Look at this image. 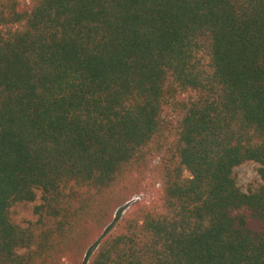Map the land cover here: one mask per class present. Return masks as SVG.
Masks as SVG:
<instances>
[{
  "label": "trees",
  "instance_id": "16d2710c",
  "mask_svg": "<svg viewBox=\"0 0 264 264\" xmlns=\"http://www.w3.org/2000/svg\"><path fill=\"white\" fill-rule=\"evenodd\" d=\"M96 243L88 264H264V0H0V264Z\"/></svg>",
  "mask_w": 264,
  "mask_h": 264
},
{
  "label": "rangeland",
  "instance_id": "374dc122",
  "mask_svg": "<svg viewBox=\"0 0 264 264\" xmlns=\"http://www.w3.org/2000/svg\"><path fill=\"white\" fill-rule=\"evenodd\" d=\"M27 2L31 1V0H26ZM259 166L255 163H247L244 164L242 166H239L235 169L234 171V177L237 181L238 186L240 187V189L245 192L248 193L250 190L252 189H256L258 188L262 181L261 178L259 176V172H258ZM130 208V204H127L125 206H123L121 208V210L117 213V218L120 214H126L127 211ZM35 219L34 215H33V206H22L19 208L18 210V221L20 223H26L27 221L33 220ZM113 225H111L110 227H112ZM92 248V247H91ZM90 248V250L88 251V253L85 256V259L83 260L82 264H88L94 251H92Z\"/></svg>",
  "mask_w": 264,
  "mask_h": 264
},
{
  "label": "water",
  "instance_id": "95a60500",
  "mask_svg": "<svg viewBox=\"0 0 264 264\" xmlns=\"http://www.w3.org/2000/svg\"><path fill=\"white\" fill-rule=\"evenodd\" d=\"M110 228H111V227H109V228L107 229L106 232H108V231L110 230ZM97 246H98V243H96V244L91 248L92 251H90V252H93V251L95 252L96 249H97Z\"/></svg>",
  "mask_w": 264,
  "mask_h": 264
}]
</instances>
